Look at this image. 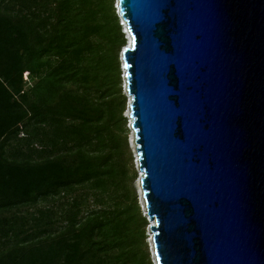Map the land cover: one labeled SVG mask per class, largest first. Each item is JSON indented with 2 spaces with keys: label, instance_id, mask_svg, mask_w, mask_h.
Wrapping results in <instances>:
<instances>
[{
  "label": "trees",
  "instance_id": "obj_1",
  "mask_svg": "<svg viewBox=\"0 0 264 264\" xmlns=\"http://www.w3.org/2000/svg\"><path fill=\"white\" fill-rule=\"evenodd\" d=\"M114 3L0 0V264H152Z\"/></svg>",
  "mask_w": 264,
  "mask_h": 264
},
{
  "label": "water",
  "instance_id": "obj_2",
  "mask_svg": "<svg viewBox=\"0 0 264 264\" xmlns=\"http://www.w3.org/2000/svg\"><path fill=\"white\" fill-rule=\"evenodd\" d=\"M116 8L156 264H264V0Z\"/></svg>",
  "mask_w": 264,
  "mask_h": 264
},
{
  "label": "rangeland",
  "instance_id": "obj_3",
  "mask_svg": "<svg viewBox=\"0 0 264 264\" xmlns=\"http://www.w3.org/2000/svg\"><path fill=\"white\" fill-rule=\"evenodd\" d=\"M116 6V0L114 3V7ZM116 11V8H115ZM116 15L118 17L117 11H116ZM119 25L121 26V20L119 19ZM122 29V33L124 34L125 32V28L123 27V25L121 26ZM124 34V37L126 38V36L128 37L129 35ZM127 39H126V43H127ZM123 49V48H122ZM122 52V50H121ZM121 52L119 54V63H120V71H121V87H122V94L125 96L126 98V107H125V112L123 114V117L126 119V129H127V141H128V146H129V150L131 152V156H132V162H133V167L136 173V179L134 181V189L137 195V199H138V204L140 206L141 212L143 217L146 218L147 222H148V226L146 228V236H147V244H148V249H149V253H150V258H151V262L152 264L154 263V258H153V251H152V241H151V231H150V225L151 223L149 222V220L147 219V217L145 216L146 214V209H145V201H144V197L142 194V188H141V184H140V178H141V173H140V167H139V163H138V155H137V150H136V143H135V134H134V130L131 126V119H130V113L128 112V105L130 102V97L126 92L125 89V70L123 69V61H122V56H121ZM129 113V114H128Z\"/></svg>",
  "mask_w": 264,
  "mask_h": 264
},
{
  "label": "bare ground",
  "instance_id": "obj_4",
  "mask_svg": "<svg viewBox=\"0 0 264 264\" xmlns=\"http://www.w3.org/2000/svg\"><path fill=\"white\" fill-rule=\"evenodd\" d=\"M115 8H116V6H115ZM116 11H117V8H116ZM123 27L125 28V24L123 23ZM128 33H126V35H127ZM129 35V34H128ZM130 39V38H129ZM123 61V60H122ZM124 69V68H123ZM125 70V69H124ZM128 112H129V109H128ZM129 114V113H128ZM141 177H142V174H141ZM141 179V178H140ZM152 247V246H151ZM152 251H153V247H152ZM153 258H154V253H153ZM154 262H155V259H154ZM155 264H156V262H155Z\"/></svg>",
  "mask_w": 264,
  "mask_h": 264
},
{
  "label": "built area",
  "instance_id": "obj_5",
  "mask_svg": "<svg viewBox=\"0 0 264 264\" xmlns=\"http://www.w3.org/2000/svg\"><path fill=\"white\" fill-rule=\"evenodd\" d=\"M24 77H25V79L27 80L28 74L26 73V74L24 75Z\"/></svg>",
  "mask_w": 264,
  "mask_h": 264
}]
</instances>
